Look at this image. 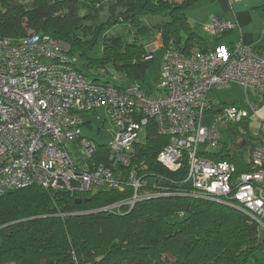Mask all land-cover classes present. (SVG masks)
<instances>
[{
    "label": "trees",
    "instance_id": "16d2710c",
    "mask_svg": "<svg viewBox=\"0 0 264 264\" xmlns=\"http://www.w3.org/2000/svg\"><path fill=\"white\" fill-rule=\"evenodd\" d=\"M195 1L0 0V37H50L67 46L68 58L84 75L105 68L144 85L150 45L159 35L163 48L184 56L211 49L188 18ZM247 123L229 122L228 128L232 143L242 139L251 151L259 142ZM164 143L155 133L137 142L126 170L143 177L144 190L155 195L131 210H103L127 198L129 188L72 194L30 185L0 195V264H264V224L236 205L186 194L187 161L179 170L161 164L156 156ZM108 151L98 144L104 157L97 163H107ZM203 155L234 163L235 179L258 170L240 149Z\"/></svg>",
    "mask_w": 264,
    "mask_h": 264
},
{
    "label": "built area",
    "instance_id": "2783aa9c",
    "mask_svg": "<svg viewBox=\"0 0 264 264\" xmlns=\"http://www.w3.org/2000/svg\"><path fill=\"white\" fill-rule=\"evenodd\" d=\"M230 20L213 18L205 29L219 33L233 28ZM159 35L147 58L163 48ZM61 41L33 35L18 42L0 37V195L8 190L40 185L80 194L95 190L130 189V195L103 210H131L155 194L144 190L146 180L126 170L135 160L143 131L165 139L156 159L170 170L187 161L186 194L236 205L264 224V141L249 160L258 170L235 179L236 166L203 155L221 144L218 122H240L258 115L264 95V56L238 42L218 44L207 52L179 54L166 49L161 80L154 89L139 83L122 86L75 69ZM236 83L260 98L246 97L248 107L215 102L212 90ZM105 108L116 128L107 163H97L98 144L83 134L86 114ZM214 121L204 123L206 114ZM264 125V122H263ZM257 135V133H255ZM69 141L84 147L75 158ZM207 143L206 146H201ZM94 160V161H93ZM159 194H168L159 192Z\"/></svg>",
    "mask_w": 264,
    "mask_h": 264
},
{
    "label": "crops",
    "instance_id": "0c3cea01",
    "mask_svg": "<svg viewBox=\"0 0 264 264\" xmlns=\"http://www.w3.org/2000/svg\"><path fill=\"white\" fill-rule=\"evenodd\" d=\"M262 2L263 0H196L191 6L188 7L187 15L194 30L201 34L207 32L205 29L206 24H208L215 17H219L224 20H230L234 24L233 28L225 32L214 34L208 32L209 36L212 38L211 42L209 38L206 37L210 48H214L218 44L235 45L238 42H242L245 45L256 47L258 53L264 56V10H259L260 8L258 7V5ZM221 89L224 88L213 89L212 98L215 102L227 103L220 96V92L222 91ZM249 90L251 89L245 91V102H247L246 97L251 99L260 98V96H257L253 90H251L252 94L250 95ZM261 99L262 101L260 110L258 115H255L262 122V129L258 132H255L257 133L256 136H258L259 143L264 141V95ZM232 104L241 106L238 101ZM251 117L252 116L247 118V120H249ZM89 119L90 118H86L85 125L91 126V120ZM247 125L249 126V121ZM219 146L220 147L214 149V151H222L223 148H225L228 149V152H233L234 154V151H238V149H240L244 152V159L249 160L250 150L244 147L242 139H238L237 145H234L232 141L230 144H223L221 141Z\"/></svg>",
    "mask_w": 264,
    "mask_h": 264
},
{
    "label": "rangeland",
    "instance_id": "374dc122",
    "mask_svg": "<svg viewBox=\"0 0 264 264\" xmlns=\"http://www.w3.org/2000/svg\"><path fill=\"white\" fill-rule=\"evenodd\" d=\"M259 10H264V9L260 8ZM201 35L204 37H208L209 40L212 42V38L209 36L208 32ZM165 54H166V48H160L153 52L152 63L147 69L146 79L143 85L145 88L154 89L155 86H157V84L160 82L161 74H162V66H163V57ZM77 65L83 69V65L80 60H77ZM105 77L106 79H109L110 81L115 82L117 84H122V83L129 84L131 82L127 77L123 76L122 74L116 71H113L112 73L106 75ZM221 90L222 91L220 92V96L227 103L232 104L238 101L241 106L245 108L248 107L247 102H245V90L243 86L236 85V83H233L227 89L224 88ZM249 94L250 95L252 94L251 90H249ZM86 118L87 119L90 118L89 120H91V126L84 125L83 134L92 138L99 145H103L109 148L110 144H112L115 141L117 131L111 119L109 118L107 110L105 108H99L95 112H89L88 114H86ZM213 121H214L213 114L208 113L205 115L204 117L205 124L209 125ZM248 121H249V131L252 135H254L255 132H258L262 129V122L257 116H252ZM217 125L220 127L222 131L221 141L223 142V144H230L232 140L230 138L231 134L228 132V127H227L228 124L226 122H218ZM145 139H147V132L143 131L141 134V140H145ZM206 145L207 143L202 144L201 146H206ZM68 147L70 148L75 158H80L81 155L85 153L84 147L77 141H69ZM99 157L98 159L102 160L104 155L101 153Z\"/></svg>",
    "mask_w": 264,
    "mask_h": 264
},
{
    "label": "water",
    "instance_id": "95a60500",
    "mask_svg": "<svg viewBox=\"0 0 264 264\" xmlns=\"http://www.w3.org/2000/svg\"><path fill=\"white\" fill-rule=\"evenodd\" d=\"M129 15H132V14H129ZM129 15H127V16H129ZM246 155H247V154H246ZM81 200H82V199H79V200H77V201H78V202H81Z\"/></svg>",
    "mask_w": 264,
    "mask_h": 264
}]
</instances>
